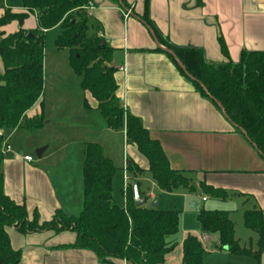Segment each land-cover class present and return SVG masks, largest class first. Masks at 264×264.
I'll return each instance as SVG.
<instances>
[{
	"label": "crops",
	"instance_id": "0c3cea01",
	"mask_svg": "<svg viewBox=\"0 0 264 264\" xmlns=\"http://www.w3.org/2000/svg\"><path fill=\"white\" fill-rule=\"evenodd\" d=\"M92 3L94 6L88 17L94 35L113 52L108 67L114 70L118 86L116 96L122 107H126L124 112L138 118L151 138L160 143L173 171L184 174L197 187L201 183L213 186L217 182V187H213L227 191L228 198H237L245 206H252L244 208V213L254 209L264 212V160L248 139L227 120L221 108L202 96L181 74L172 60L173 55L158 38L159 34L177 48L203 50L209 64L220 65L230 61L237 64L244 51L264 53V0H92ZM7 10L16 15L26 13L23 0H0V19ZM129 11L131 15L126 18ZM37 29L38 17L31 15L24 22L23 30L33 32ZM19 30V23L13 21L2 32L10 36ZM221 40L228 56L222 52ZM0 69H3L1 58ZM83 93L84 114L98 116L102 131L124 141L125 157L129 158H125L123 164L124 186L126 178L129 179L128 185L132 183L129 167L134 164L143 172L142 177L137 176L140 184L149 180L157 192L170 194L158 188L150 173L149 161L128 142L126 129L110 130L97 109V103L89 93ZM86 101L90 109L86 108ZM40 117H43L44 125L35 132L43 134L52 130L55 123L47 116L45 95L27 113L28 119ZM32 133L26 130L4 133L11 147L3 162L6 195L15 203L25 205L31 220L37 214L40 223L51 222L58 211L79 218L85 201L86 145L80 171L74 175L73 166L66 165L69 154L62 164L55 165L53 157H47L50 147L39 142L35 145L36 151L47 150L41 160L35 161L28 150L22 151L14 143L16 136L26 134L28 137L30 135L27 134ZM101 143L98 145L103 146L105 156L116 168L115 158L108 156L105 144ZM27 157L33 161L27 162ZM218 180L228 183V186H218ZM141 192L146 203L150 201L151 206L158 203V209L164 211L162 202L152 190ZM204 199L202 201L206 203ZM7 232L13 250L22 254L20 264H103L94 252L73 248L77 235L72 231L27 235L15 229ZM188 237L202 239L208 256L215 251L229 252L219 248L217 236H206L201 229L197 235H187L185 240ZM257 242L258 237H251L249 247L253 251L257 250ZM183 245L177 251L179 245L176 244L165 264H183ZM244 258L253 260L252 264H264V253L259 262L254 258ZM115 264L131 263L116 261Z\"/></svg>",
	"mask_w": 264,
	"mask_h": 264
},
{
	"label": "trees",
	"instance_id": "16d2710c",
	"mask_svg": "<svg viewBox=\"0 0 264 264\" xmlns=\"http://www.w3.org/2000/svg\"><path fill=\"white\" fill-rule=\"evenodd\" d=\"M92 0H23L26 13L7 10L0 19V132L17 130L35 132L44 125L43 117L28 119L27 113L44 97L46 33L61 27L57 50H67L70 65L80 80L81 89L97 103V109L114 132L126 129L127 140L149 161L150 173L158 188L173 193L183 188L195 194L198 189L212 192L226 201L227 192L205 183L199 187L184 174L173 171L160 143L151 138L141 121L125 114L116 93L114 70L108 67L112 50L97 35H90L88 13ZM38 17V29L23 30L24 22ZM13 21L18 33L6 36L2 29ZM146 21V20H145ZM160 42L172 52V60L181 74L205 98L218 105L227 120L240 131L264 160V53L244 51L239 63L213 65L203 50L177 48L158 34ZM222 52L228 56L224 42ZM183 68H181V66ZM90 109L88 102H85ZM6 137H0V264H20L21 252L14 251L8 229L23 235L44 231H72L77 235L74 249L94 252L103 264L127 261L131 264H165L176 246L173 240L180 230L178 211H161L153 206L138 208L134 187L143 172L129 167L132 183L124 191L125 208L114 205L113 180L117 173L113 162L98 144H87L84 152V210L79 218L58 211L51 222L40 223L38 215L30 219L25 205L15 203L4 189L3 162ZM198 222L202 234L217 236L220 249L233 256L254 258L264 253V212L259 209L244 213L248 230L258 237L257 250L241 247L230 214L224 211H201ZM206 239V237H203ZM206 251L202 239L188 237L183 245V264H203Z\"/></svg>",
	"mask_w": 264,
	"mask_h": 264
},
{
	"label": "rangeland",
	"instance_id": "374dc122",
	"mask_svg": "<svg viewBox=\"0 0 264 264\" xmlns=\"http://www.w3.org/2000/svg\"><path fill=\"white\" fill-rule=\"evenodd\" d=\"M89 24L91 25L90 18ZM61 34V27L54 28L46 34L45 41V107L47 116L50 118L49 120L54 122L55 126L52 130L43 134L34 132L27 134L30 135L28 137H25L26 134H20L16 136L14 143L22 151L28 150L35 161H37L35 145L39 142H45L46 145L44 147H50L47 157H53L55 165L62 164L66 155L69 154V161L66 165L73 166L74 175H76V173L78 174V170L80 171V164L83 162L84 146L91 143L101 145V142H103L108 156L115 158V165L118 170L114 178L113 202L116 206L123 209L125 203L123 195L125 190L123 164L125 158L129 159L127 155L125 157L124 141H120L121 138L115 137L109 132L102 131V122H100L98 116L84 114V93L80 88V80L71 68L69 52L67 50L59 51L56 47ZM89 34L94 35L92 26ZM220 182L222 180H218V186H221L220 184L228 186V183L223 184ZM216 184L217 182L213 186L217 187ZM229 185L231 186L230 183ZM128 187L130 186L128 185ZM150 190L162 202L164 211H178L180 213V230L175 237L176 244L179 245L177 251L181 248L187 235H197L199 233L200 224L198 222V215L203 210L229 213L235 224L236 238L241 247L250 248L251 237H257L255 233L246 228L244 223L243 210L244 208L250 209L252 206H245L242 200L228 198L227 201H221L216 199L212 192L210 193L201 189H198L195 194L183 188L170 194H160L153 188L152 182L149 180L142 181L141 191L146 193V191ZM203 198L206 199V203L202 201ZM195 203L199 204L198 208L192 207ZM145 207H151L150 201L146 203ZM252 261L244 257L233 256L230 252L222 250L215 251L210 256L205 255L203 264H252L254 263Z\"/></svg>",
	"mask_w": 264,
	"mask_h": 264
},
{
	"label": "water",
	"instance_id": "95a60500",
	"mask_svg": "<svg viewBox=\"0 0 264 264\" xmlns=\"http://www.w3.org/2000/svg\"><path fill=\"white\" fill-rule=\"evenodd\" d=\"M169 53L172 54V55H174L170 51H169ZM181 68H183V67L181 66ZM46 150H47L46 148H43V149H39V150L36 151V157H37L38 160H41L42 159L43 154L46 152ZM134 202H135V205L138 208L144 207L146 205L145 199L140 195V191H139L138 185H135V187H134ZM197 205L198 204L195 203V204L192 205V207L193 208H196ZM153 207L154 208H158V203H154L153 204Z\"/></svg>",
	"mask_w": 264,
	"mask_h": 264
},
{
	"label": "built area",
	"instance_id": "2783aa9c",
	"mask_svg": "<svg viewBox=\"0 0 264 264\" xmlns=\"http://www.w3.org/2000/svg\"><path fill=\"white\" fill-rule=\"evenodd\" d=\"M93 6H94L93 3L90 2L89 5L86 7L85 10H86L87 12H89L88 15L90 14L91 10L93 9ZM130 15H131V11H129V12L127 13L126 18H128ZM123 110L126 112V107H123ZM3 136H4V133H3V132H0V137H3ZM8 141H9V139H6L5 153H8V152L11 151V147L9 146ZM25 160H26L27 162H32V161H33V159L30 158V157L25 158ZM128 180H129V179L126 178V182H127V184H126V186H125V189H126V190H127V188H128ZM204 201H206V199H204Z\"/></svg>",
	"mask_w": 264,
	"mask_h": 264
}]
</instances>
